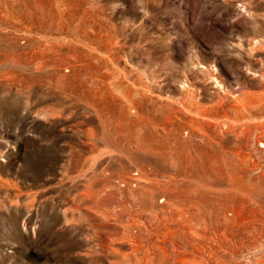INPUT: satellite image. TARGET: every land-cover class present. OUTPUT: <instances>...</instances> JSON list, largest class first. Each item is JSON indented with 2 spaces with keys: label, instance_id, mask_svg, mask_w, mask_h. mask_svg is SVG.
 <instances>
[{
  "label": "rangeland",
  "instance_id": "obj_1",
  "mask_svg": "<svg viewBox=\"0 0 264 264\" xmlns=\"http://www.w3.org/2000/svg\"><path fill=\"white\" fill-rule=\"evenodd\" d=\"M0 264H264V0H0Z\"/></svg>",
  "mask_w": 264,
  "mask_h": 264
},
{
  "label": "bare ground",
  "instance_id": "obj_2",
  "mask_svg": "<svg viewBox=\"0 0 264 264\" xmlns=\"http://www.w3.org/2000/svg\"><path fill=\"white\" fill-rule=\"evenodd\" d=\"M243 127H244V126L242 125L240 128H242V129H243Z\"/></svg>",
  "mask_w": 264,
  "mask_h": 264
}]
</instances>
